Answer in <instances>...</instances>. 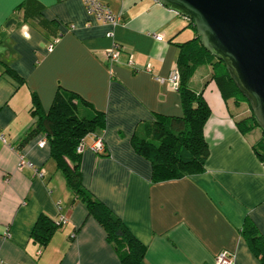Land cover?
Masks as SVG:
<instances>
[{
	"label": "crops",
	"instance_id": "crops-1",
	"mask_svg": "<svg viewBox=\"0 0 264 264\" xmlns=\"http://www.w3.org/2000/svg\"><path fill=\"white\" fill-rule=\"evenodd\" d=\"M27 1L0 0V264H121L102 226L66 186L48 144L39 147L44 137L19 147L34 123L33 96L47 112L63 91L88 104L82 115L103 114L105 125L94 134L105 152L89 149L90 135L83 140L82 186L146 247L142 264H215L222 252L234 264H262L242 234L249 223L264 240V162L253 149L261 137L239 132L236 122L247 117L242 103L223 97L210 66L197 68L189 84L210 110L204 172L153 183L150 163L133 146L135 137L149 138L159 116H182L168 77L179 45L195 38L189 20L156 0H110L121 17L111 27L88 16L84 0H32L40 22L25 19ZM114 45L121 55L108 61ZM21 159L31 167H20ZM41 215L63 219L46 247L31 238Z\"/></svg>",
	"mask_w": 264,
	"mask_h": 264
},
{
	"label": "trees",
	"instance_id": "trees-1",
	"mask_svg": "<svg viewBox=\"0 0 264 264\" xmlns=\"http://www.w3.org/2000/svg\"><path fill=\"white\" fill-rule=\"evenodd\" d=\"M25 19L41 20V7L29 0L24 7ZM42 22V20L40 21ZM189 27L195 38L179 45L176 69L179 73L177 92L180 95L182 116H159L148 126L149 138L135 137L133 146L138 155L151 165V181L159 183L176 180L204 172L208 157V146L204 140L203 128L210 116V110L202 94L190 89V80L196 69L202 66L212 68V79L216 82L223 97L234 99L236 104L245 103L250 115L237 121L236 127L243 135L255 128L262 132L261 139L253 149L261 162H264V131L255 120L250 105L236 89L224 64L215 59L200 44L199 36L192 22ZM10 73V72H9ZM15 79L16 75L10 73ZM88 104L69 92H58L47 112L41 109L40 102L33 96L31 116L34 123L19 147L42 135L49 146L50 157L55 162L65 180L66 186L76 199L81 200L88 214L94 217L106 233V239L115 246L121 264H142L146 247L141 244L104 204L92 198L83 188L80 173L81 154L76 152L79 144L90 134L104 127V117L100 112L82 115L81 108ZM61 227L41 215L32 230L31 238L46 247L54 233ZM242 234L247 237L252 253L264 264V240L249 223Z\"/></svg>",
	"mask_w": 264,
	"mask_h": 264
},
{
	"label": "water",
	"instance_id": "water-1",
	"mask_svg": "<svg viewBox=\"0 0 264 264\" xmlns=\"http://www.w3.org/2000/svg\"><path fill=\"white\" fill-rule=\"evenodd\" d=\"M192 22L264 131V0H156Z\"/></svg>",
	"mask_w": 264,
	"mask_h": 264
},
{
	"label": "built area",
	"instance_id": "built-area-1",
	"mask_svg": "<svg viewBox=\"0 0 264 264\" xmlns=\"http://www.w3.org/2000/svg\"><path fill=\"white\" fill-rule=\"evenodd\" d=\"M110 0H84L85 9L91 18H93L96 22H100L103 24L110 25L111 27H115L121 22L120 15L114 14L110 8L108 7V2ZM110 33L107 34V37H111ZM156 39H159L156 37ZM58 42V37L55 38L52 43H50L47 47V51L51 52L54 48V45ZM121 55L120 47L114 45L112 49L106 52V58L108 61H117ZM127 65L132 67L133 62L131 57L128 58ZM159 82L163 83L164 80L158 79ZM168 82L177 90L179 84V73L177 69H174L170 76L168 77ZM92 137V144L89 146V149L96 154H102L105 152V146L101 137L96 136L94 133L90 134ZM39 147H44L46 145V140H42L39 144ZM84 151V142L82 141L76 149L78 154L83 153ZM20 167L29 166L30 164H26L23 159H21ZM63 219L56 222V225H62ZM215 264H234L233 256L227 252L220 253L216 259Z\"/></svg>",
	"mask_w": 264,
	"mask_h": 264
},
{
	"label": "rangeland",
	"instance_id": "rangeland-1",
	"mask_svg": "<svg viewBox=\"0 0 264 264\" xmlns=\"http://www.w3.org/2000/svg\"><path fill=\"white\" fill-rule=\"evenodd\" d=\"M188 33H190V31H188ZM208 67H202L201 71H203V69H207ZM240 109V111L246 115V116H249L250 115V112H249V109H248V106L245 104V103H242L238 110ZM262 135V132L259 128H255L248 136H250V138H253L254 140L257 139V138H260Z\"/></svg>",
	"mask_w": 264,
	"mask_h": 264
}]
</instances>
